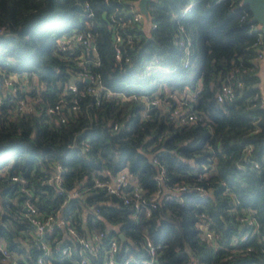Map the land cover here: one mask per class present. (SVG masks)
I'll use <instances>...</instances> for the list:
<instances>
[{"label": "trees", "instance_id": "1", "mask_svg": "<svg viewBox=\"0 0 264 264\" xmlns=\"http://www.w3.org/2000/svg\"><path fill=\"white\" fill-rule=\"evenodd\" d=\"M134 1L0 0V242L10 254L0 264H35L40 251L22 203L28 197L37 212L60 204V195L39 185L57 163L64 189H78L63 212L104 238L123 233L126 241L116 237L121 257L140 253L133 243L145 233L160 243L158 264H264V75L254 63L250 12L241 0H149L147 36L131 18ZM78 32L94 42L87 66L102 86L97 96L65 89L85 84L77 78L80 50L58 51L56 40ZM223 81L233 94L217 101ZM193 89L185 107L195 119L179 123L176 100ZM19 97L32 109L15 111ZM58 98L65 101L60 122L45 111ZM151 99L157 104L149 106ZM120 170L136 183L147 216L132 218L131 203L90 186ZM11 175L24 177L26 190ZM176 184L185 188L173 192ZM198 213L216 234L215 247L201 236ZM49 258L64 264L55 252Z\"/></svg>", "mask_w": 264, "mask_h": 264}, {"label": "built area", "instance_id": "2", "mask_svg": "<svg viewBox=\"0 0 264 264\" xmlns=\"http://www.w3.org/2000/svg\"><path fill=\"white\" fill-rule=\"evenodd\" d=\"M135 1L133 4H135ZM191 4L192 1H188L183 6L182 10L187 11L191 7ZM83 9L86 11L87 15L91 14L86 3L83 4ZM131 11L132 20L137 22L140 27L139 29L148 36V30L150 27H154V24L150 25L149 22L145 23L143 16L136 10L135 5H133V9ZM254 30L257 34L255 42L253 43L256 47L254 63L258 64L259 67L262 57V49L264 46V38L256 29V24L254 26ZM113 40V56L115 61H118L120 60L122 52L117 45V42L119 41V35L117 33H114ZM180 43L183 45V52L186 55L188 53V41L184 44L181 40ZM56 45L58 51L71 52L77 47L80 50L75 61L79 67L77 78L83 83L85 82V84L78 89L75 83L67 82L65 84V89H68L73 93L85 91L82 92V94L86 93L97 96L98 93H100V90H102V86L94 83L95 78L88 71L90 63L89 59L95 51L94 42L90 38L89 34L78 32L70 35H61L57 38ZM147 67L148 66H146V68ZM3 82L8 88L10 86L12 92L15 91V87H12V83L9 78H4ZM234 84L236 87L240 86V82L238 80L235 81ZM197 91L198 89L187 91L182 98L176 100L177 106L174 107L172 112L176 116L179 123L195 119V114L191 110H187L185 106L189 105V101L195 97ZM104 94H108V92H104ZM232 94V83L223 81L215 96L217 101H220L231 98ZM95 103L97 104L98 101L96 100ZM64 104L65 101L62 98H58L53 104L46 106V114H48L49 117L51 115H58V122L63 121L64 118L62 115H59V111H61ZM153 104H157V99H151L148 102L149 106ZM14 108L15 111L18 112L27 111L32 109V104L24 97H19L15 101ZM77 108L78 105L76 101L73 100L69 105V109L71 111H76ZM249 150L250 146H245L243 149L245 153H248ZM253 165L256 166L257 163L254 162ZM62 171L61 165L57 163L53 170L45 178L39 181V185L48 187L55 194L61 196V202L54 210L48 212H37L36 207L28 197L24 198L22 203V211L32 230V243L40 251V254L35 258V264H54L49 258L53 252L59 254V259L64 260V264H158L156 261V254L160 250V243L153 242L145 233L142 234L136 244L129 241L131 245L133 243L136 248L140 250V253L121 257L119 256L120 251L116 240L117 236L104 238V231L102 230L89 232V229L85 226L84 222H80L79 227H77L75 220H71V215L63 212L62 206L66 204L69 199H73L78 196V189H64L62 184ZM162 176L163 169L160 168L157 179L161 180ZM10 179L18 182L20 190H26L27 181L24 177L11 175ZM90 183L91 187L103 189L107 194H115L119 199H121L123 204L131 203L134 209L131 213L132 218L137 217L136 213L138 211H143L145 216L149 214V206L143 199H139V189L136 183L128 178L125 171L120 170L116 172L109 180L93 178ZM88 187L89 186H86L85 188ZM123 188H129V194L131 196H128V194L123 191ZM184 188L183 184H176L172 186L171 190L174 192L183 190ZM156 194L148 200L150 201L151 206L154 205ZM30 195L31 194H29V196ZM197 216L201 220L197 223V227L201 228V236L210 242L213 247H215L216 234L209 229V222L206 219H202V213H198ZM239 219L242 220L245 219V217ZM247 234L248 233L245 232L241 235L240 240L245 239ZM126 240L127 239L125 237L124 241ZM9 255V252L6 250L2 242H0V259L4 260L8 258ZM11 263L14 264L15 262L12 260Z\"/></svg>", "mask_w": 264, "mask_h": 264}, {"label": "water", "instance_id": "3", "mask_svg": "<svg viewBox=\"0 0 264 264\" xmlns=\"http://www.w3.org/2000/svg\"><path fill=\"white\" fill-rule=\"evenodd\" d=\"M149 0H136L135 8L143 16L145 23L149 22V17L147 13L146 4ZM242 4L247 6V9L250 12L249 21L256 24V29L262 34L264 38V0H241ZM264 63V46L262 49V57L260 60V66ZM10 88V86H9ZM118 240L123 242L125 236L123 233L119 232L117 234Z\"/></svg>", "mask_w": 264, "mask_h": 264}, {"label": "rangeland", "instance_id": "4", "mask_svg": "<svg viewBox=\"0 0 264 264\" xmlns=\"http://www.w3.org/2000/svg\"><path fill=\"white\" fill-rule=\"evenodd\" d=\"M263 73H264L263 69L259 70V74H260L261 77H263V75H264ZM22 78H23L22 76L19 78L18 87L23 90L24 89V85L22 84L23 83Z\"/></svg>", "mask_w": 264, "mask_h": 264}, {"label": "crops", "instance_id": "5", "mask_svg": "<svg viewBox=\"0 0 264 264\" xmlns=\"http://www.w3.org/2000/svg\"><path fill=\"white\" fill-rule=\"evenodd\" d=\"M263 69L264 71V63L262 64V66L259 67V70Z\"/></svg>", "mask_w": 264, "mask_h": 264}]
</instances>
